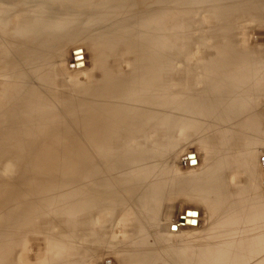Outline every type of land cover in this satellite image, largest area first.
Instances as JSON below:
<instances>
[{"label":"rangeland","instance_id":"1","mask_svg":"<svg viewBox=\"0 0 264 264\" xmlns=\"http://www.w3.org/2000/svg\"><path fill=\"white\" fill-rule=\"evenodd\" d=\"M38 2L40 6L51 4L53 17L67 21L63 27L57 28L56 33L53 32L55 34H52V36L51 33L45 30L42 31L43 36L41 37L42 43L40 44V48H44L45 52L43 53V59L45 58V61H42V64L38 65L35 71H33L34 68L33 70L32 68L30 69L25 63H22V67L24 68L21 69L24 81L26 80L27 85H30L28 88L30 93L27 92L29 95L26 93H24V95H28L27 100L29 101L34 100V98L37 97L36 94H38L36 99L40 101L41 108H45L51 113L52 111L54 112L52 113L53 116L51 115V126L55 127V130L53 131L54 133L49 135L38 147L30 149V151L26 150V152H28V156L26 157L23 156L19 158L21 156L19 154H17L18 157L13 154V157L10 149L6 150L4 145L6 143H3L4 146L0 144V150H2L0 153L6 152V155L3 153L0 154V158L3 156L0 159V189H2L4 184L6 187L7 184L11 182L10 179L14 180L22 175V173L20 174V169H22L24 166L23 164H25V161L24 163L22 161L23 158L25 159L28 157L27 161L29 163L36 162V159H38V163L40 161V163L54 164L59 167L65 166L64 170H62L63 180L68 181L66 184L71 186L67 194L64 195L66 197L64 203L68 204L71 209H69V211H63V209H59L57 206L52 205L53 208H49L50 210L47 209L49 212H47V210L44 212V216L42 215L43 217L40 218L41 222L38 221L37 223L41 229L38 228V231L34 233L40 235V240H37L39 244L34 243V247L30 245L25 246V248L28 249V253H30L28 254L30 255L29 259H32H28L30 264L36 263V259L38 260L36 253L40 254L42 257H47L46 252H49V249L46 247L49 243L53 244L56 242L61 230H64L65 227H74V229L80 233V236L77 235V237H74L72 240L71 252H68L62 260L49 264H138L139 260L147 264H157L155 258L158 253H161L165 262L174 264L175 254L173 251L179 249L188 251H185L186 253H195L193 255H196L195 260L197 264H264L262 261L264 260V242L260 244L258 239L255 238V234L258 233V231L264 233V118H262V116H264V73H260L261 75L259 76L261 80L260 88L263 86L260 90L261 95L255 98V95L252 94L253 90H250L248 95H251L250 99L253 98V100L251 99L246 109L233 108L232 112L222 111L220 112L221 114H219V112L216 114L214 113L216 109L215 105H210V99L215 95L212 92V81L214 76L208 75V69H206L208 66L214 65L219 61L221 54L218 50L220 51L221 49H223L225 53L231 50L232 56L244 53L248 60L246 67L249 72L264 69V0H165L163 5L165 14L164 36L166 40L165 43H167V45L165 44L167 63L166 96L167 99H169L166 105V125L164 128H157L153 124L149 127V129L152 127L149 131L148 128L145 129L140 126L125 125L124 127L123 125L124 129H122V127L119 128L121 134L105 133V135L101 133V135L103 134L101 139H103L100 141L104 145L100 147H97L95 144L96 136L92 133L93 129L96 131L102 128L103 131L106 126L108 127L107 122L103 124V121H106V119L103 120L105 118L104 115L108 114L106 113V111L108 112L107 109L112 111L115 104L114 107H119L115 109V111L121 109L119 97L122 96L118 94L115 97L116 99L113 98L115 103L112 101V98H109L110 96L114 97L112 96L114 95V91L110 92L113 86H111L110 81L107 80L117 76L119 77L120 74V77L127 76L129 75L130 69H132V71L133 69L139 70L141 67L138 66L143 65L140 64L142 63L141 60H135L133 54L135 52L134 55H136L137 48L142 45L140 44L141 40L138 42L142 36L141 32H143V30H140L143 28L139 26L141 25L139 21L144 18L143 16L148 7L147 5L151 3L147 0H39ZM219 2H221V6L217 5ZM116 7H118V12L120 14L118 18H114V16L108 17L106 13L103 14V12L112 11L113 8ZM219 7H221V10H219ZM105 15L107 19H105ZM95 17L99 22L102 20L100 22L101 24L98 20L96 21ZM93 19H95V22L93 21L92 24L91 21ZM113 20L115 21L113 22ZM90 22L92 24L91 26L88 24ZM108 22L109 24H107ZM115 22L118 23V27L122 29L121 31L129 26L132 28L130 32L131 35L129 34L126 37H121L122 44L118 42V44L120 43L119 45L111 39L109 33L113 32L112 28H114ZM114 29L116 30V28ZM144 31L146 32V30ZM105 33L106 35L108 34V37L104 35ZM109 39H111L113 43L111 40L109 41ZM109 42L111 44H109ZM125 42L126 44L123 46ZM137 42L140 46H136L139 45ZM114 44H117L118 49H116L117 46ZM109 45L111 48L108 47ZM130 49H134V51ZM138 49L141 50L142 48ZM225 49H227V51H225ZM125 51L129 53L126 54ZM10 54L15 55L14 53ZM131 55L132 59H130ZM126 57L128 60L125 59ZM132 62H134V64ZM136 62L138 65H136ZM103 64H106L105 67H107V69L104 68ZM131 65L133 68L130 67ZM103 68L106 70H103ZM109 68H112L111 71L115 70V73L111 72ZM37 69L38 71L40 70L39 74ZM25 71L27 72L25 73ZM132 71L130 70V72ZM35 72H37V74H35ZM2 75H4V73L0 70V111L5 109V107L7 108L6 104L9 100L6 98L8 96V91H6V87L8 86L6 81L8 79L6 78L8 76L6 75L7 77H5V75ZM8 75L10 76V74ZM3 79L6 82H4ZM2 82L5 85L2 84ZM104 87H106L105 91L108 94L110 92L109 97L104 91ZM210 88L212 90H210ZM108 89H110V91ZM100 91L103 92L102 95ZM98 92H100V94ZM99 95H101V97ZM259 96L260 99L258 98ZM111 102L113 103L112 105ZM205 104L209 106V108H206L207 112L203 111V106ZM99 112H101L102 116L99 115ZM224 113H226L228 117L229 125L226 127H219V125L222 124L221 120H224L220 115H224ZM239 114L240 116H238ZM91 115L93 116L90 117ZM215 116H217L218 119H216ZM87 118L91 121L93 118L95 121L98 119L99 121L97 122H99V127H97V122V125L94 120L90 123L89 119V121L86 120ZM62 120L63 122H61ZM100 120H102V123ZM86 122L91 125V129L90 125L87 127L88 124H86ZM92 123L96 126H93ZM58 124H60V126H57ZM61 124H64V126H61ZM259 126H261L260 132L254 131V129ZM127 127L130 130L126 129ZM237 127L241 130L236 129ZM139 129L144 130L142 131L144 133L146 130V133L142 134ZM235 129L237 132H235ZM136 130L138 132H135ZM249 132L251 133L249 134ZM110 134H112V136ZM141 134L142 137H139ZM256 134L263 138V144L257 148L259 150L258 155H248V158L243 162H237L234 165L241 167L244 166V163H247V170L242 171L233 168V164L223 166L221 174L226 173L220 178L224 179V181L226 180L228 185L223 186V188L214 189V193L204 192L206 190L205 187H210V184L214 182H220L216 178H213L211 174H208V170H215V172L220 170L221 166L225 165L228 161L226 157L228 154L234 153L240 149L246 153L252 151L254 147L249 145L245 146L240 138L242 135L254 137ZM113 136L117 138L122 137L121 140L126 144H124V149H132L129 152H135V156H133L132 159L130 157L128 159L126 155H120V160L118 157L113 156L121 144L120 142L118 143V141L115 142ZM29 137L25 136L26 141L27 139L28 141L30 140ZM143 138H146V141H144ZM224 139H227V141L225 142ZM110 141L113 142L110 143ZM135 141L138 143L136 144ZM2 142L1 140V143ZM115 143L117 144L116 147L114 146ZM64 144H66V147ZM107 144L108 146L110 145V148L107 147ZM141 145H144V147ZM145 146L148 147L146 148ZM144 148L146 149L144 150ZM63 149L64 151H62ZM112 151L113 153H111ZM142 153L145 155L143 156ZM9 154L12 156H9ZM62 155L64 156L62 157ZM111 155L112 157H109ZM124 157L125 159L127 158V162H125L126 160ZM123 159L124 161L122 162ZM129 160L130 163H128ZM124 162L125 164H123ZM147 163L149 164L147 165ZM129 164H141L146 170V166H148L150 170L154 166L162 165V167H159H167L175 174L173 177L168 178L167 181L169 182L164 184L166 187L158 194L159 198H156L157 200L152 199V202H146L144 204L139 201L134 202V200L132 203H128L126 201H129L130 197L121 186L124 182L123 179L125 177L127 178V176L124 175L126 174L125 170L128 168ZM13 166H15L16 169L13 168V170L9 171ZM121 168L124 170H121ZM110 170L113 172L109 173ZM13 171L15 173H13ZM110 174H112V176ZM13 175L18 177H14ZM13 177L14 179H12ZM122 177L124 178L121 181ZM97 178H102L103 180H98ZM110 178L115 180L113 181ZM116 178L118 179L117 181ZM197 178L200 179L201 188L205 189L199 191V189L196 188V193L193 195L188 193V191H184L182 188L185 183L184 181H192V179ZM89 182L92 186L97 185V187L95 186L92 188L95 191L99 189L102 190L107 184L105 190H107V188L108 190H112L117 187L116 190L119 191V196L121 197V203L119 205L109 206L112 209H109L108 204L107 206L106 204H102L101 206L103 208L101 206L95 208L98 209V211L102 210L100 214L95 210L99 215L105 214L110 217L106 218L107 222L103 224V230L101 231L100 229V235L94 237V240L91 239L92 234L88 231L93 221L90 219V221L87 220L85 216L87 212L84 209L83 201L86 191L85 188ZM106 182L107 184H105ZM114 182L119 183L115 184ZM11 183L12 186L13 181ZM168 188L170 189L168 190ZM9 191L11 192L10 188ZM60 195H58L57 200L62 199ZM229 195H239L238 197L241 195L244 198L259 203L256 205L258 206L256 224H252L251 220L247 218L246 215L250 210L248 208L245 209L243 214V217H245L243 230H238L236 228L232 230V227L227 225L228 221L224 222L228 215V209H226V203L228 201L225 196ZM2 202L0 197V240L4 232H6L5 223H2ZM146 204H151L152 211L145 215L143 206ZM64 206L66 205H61L60 208ZM237 206L235 202L229 205L231 209H235ZM51 212H54V214L57 213V216H53L54 214H51ZM60 212H65V215L67 216L68 214V216L66 217ZM108 212L111 213L109 214ZM124 212L128 214L125 215ZM59 214H63V216L61 215L62 218L59 217ZM48 216L49 218H47ZM69 216L71 217L69 218ZM134 216L137 217L139 221L137 219L136 221L135 218L133 219ZM45 217L47 219H45ZM52 217L56 220L55 222L53 219L50 221ZM134 220L135 223H133ZM152 220L158 221L157 226L161 227L160 229L163 231L164 238L159 245L160 250L155 247L156 238L151 230L150 224ZM186 222L189 224H185ZM183 223L185 226H183ZM82 224H86V227ZM138 224L144 225L145 228L148 229L151 234L150 240L154 244L145 252L143 259L140 253L136 256L126 255L131 251L124 253L127 250L135 249L134 246L131 245L132 243L128 244V242H134L130 240V237L132 236L131 239L136 238V231L140 228ZM43 225L44 227L46 226V229ZM49 227L52 229H49ZM81 232L83 233L81 234ZM46 233H48V235H46ZM43 234L45 236H43ZM30 236L34 237V235ZM127 236L129 239H127ZM45 237L46 239H44ZM114 237L117 238V240ZM36 238H38V235ZM52 239H55L54 242H50ZM157 239H160V236ZM259 246H261L263 250L262 255L256 256L254 255V251ZM37 248L41 250L39 251ZM143 252L144 251H142V253ZM41 253L46 255L43 256ZM132 253L133 252L130 254ZM224 254L231 255V259ZM20 255L21 252L16 253V256H14V264H28L29 262H22L23 260H21ZM248 255L250 260L247 257Z\"/></svg>","mask_w":264,"mask_h":264},{"label":"bare ground","instance_id":"2","mask_svg":"<svg viewBox=\"0 0 264 264\" xmlns=\"http://www.w3.org/2000/svg\"><path fill=\"white\" fill-rule=\"evenodd\" d=\"M38 1L39 0H0V70L2 71V73H4L5 77L8 76L6 78V79H8V80H6L7 84H8V86L6 87L7 88L6 91H8L7 92L8 96L6 98L9 99L7 104H6L7 108L5 107V109L0 111V139L2 138L1 140L3 141L1 143V140H0V144L3 145V143H6L7 145L4 144L6 147V150L10 149L12 155L13 154L21 155L19 158H22L23 156L24 157L28 156V152H26V150L30 151V149H35L36 147H38L40 145V143L43 142L49 135L54 133L53 131L55 130V127L51 126L52 125V116H53L52 113H54V112L52 111V113H51L50 111H47L45 108H44L45 110L41 108L40 101H38L36 99L38 97V94H36L37 97H35L34 100H29V101L27 100V96L29 95L27 92L30 93V91L28 90L30 85H27V82H26V80L24 81V79L22 77L23 75L21 73V69L24 68V67H22L23 66L22 63L23 64L25 63L30 69L32 68V70L34 68L33 71H35L37 66L42 64V61L43 62L45 61L44 60L45 58L43 59V57H44L43 53L45 52L44 48L43 49L40 48V44L42 43L41 37L43 36L42 31L45 30L46 32L51 33V36H52V34L56 33L57 28L63 27L67 23V21L64 19H59V18L53 17V9H52L51 4H45V5L40 6ZM144 1H146V0H144ZM147 1H149V3H151V4L148 3L149 5H147L148 7L145 11V15L143 14L144 18L141 21H139L141 23V25H139V26L143 28L140 30L141 31L143 30V32L140 31L142 36H141V38L139 37L140 39L138 40V42H140V40H141L140 44H142V45H141V47H138V48H142V49L140 50L136 47L137 48V51L135 50L137 52L136 55H134L135 52H134V54L131 52L133 54V57L135 56V60H141L142 63H140L139 61L138 62L140 64H143V65L138 66V67H141L139 70L133 69V71H132V69H130L132 72H130V70H129V75H127V76L120 77L121 76V74H120L119 77L116 75L117 77L111 78L110 80L105 79L107 81H110L111 86H113L112 91H110L111 88L109 86L110 84L108 83L109 84L108 86L110 88L108 90L110 92L114 91V95H112L114 97H111V96L109 97L110 92L108 94L105 91L106 87L103 88L104 91L108 94L107 96L109 98H112V101H113V98L116 99L115 97L118 94H121L120 96H122V97H119V99H120L119 105L121 106L120 107L121 109L115 111V109L119 108V107H117V108L114 107L116 104L113 106L112 111L111 110L109 111V109L105 108L108 110V112L106 111V113H108V114L104 115L105 118L103 117L104 118L103 120L106 119V121H103L104 122L103 124H106V122H107L108 127L104 126L105 128L103 129V131H102V128L100 130H96V131H95V129H93V131H95V132H93L91 130L92 133L95 134V135L94 134L93 135L96 136V138L95 137L94 138L96 139L95 144L97 147L104 145L101 142L103 139V138L101 139V136H103V134H105V133L106 134H108V133L121 134L119 128L122 127V129H124L123 125H124V127H125V125L140 126L141 128H145V129L148 128V131L151 130L152 127L150 129H149V127L152 126L153 124L157 128H164L166 125V122H167V118H166V108L167 107H166V105H167V101L169 99H167V96H166V70H167L166 64L167 63H166V53H165L166 48L165 47H166L167 43H165L166 40H165V36H164L165 35L164 34L165 14H164V5H163L165 0H147ZM220 3L221 2H219L217 5L221 6ZM219 10H221V7H219ZM104 13H106L108 15V17L114 16V18L115 17L118 18V15H120L118 12V7L113 8L112 11L103 12V14ZM122 14H125V13H122ZM98 17H100V16H98ZM99 19H103V18H99ZM105 19H107V16ZM94 20L95 19H93L91 21L92 24H93ZM97 20L98 19L96 18V21ZM101 21L102 20H100V22ZM114 21L115 20H113V22ZM91 22L88 23L90 26L92 25ZM98 22H99V20H98ZM107 24H109V22ZM110 28H111V26H110ZM114 28H116V30ZM114 28H112L113 32H109V31L108 32L110 33L111 39L113 41H115L117 44H118V42L121 43V37H126L129 34L131 35L130 32L132 31V28H130V26L125 28L123 31H121L122 29L119 28L118 23L115 22ZM119 29H120V31H119ZM144 30H146V32ZM53 32H55V33H53ZM45 35H46V33H45ZM104 35H106V33ZM46 37H48V36H46ZM111 39H109V41ZM112 40H111V42L113 43ZM129 43H127V44L130 45ZM109 44H111V43L109 42ZM117 44H114V45L117 46ZM124 44H126V42L123 43V46H125ZM140 44L136 45V46H140ZM112 46H113V44H112ZM108 47H110V45ZM128 48H130V47H128ZM116 49H118V46ZM134 49L133 50L130 49V50L134 51ZM77 50H78V48H77ZM225 51H227V49H225ZM228 51H229L228 53H225L223 49H221L220 51L218 50V52L221 54L219 61L216 64L208 66L206 68V69H208V75L214 76V79L212 81V89L213 90L211 88H210V90H212V92L215 95L212 96V98L210 99V101H211L210 105H212V104L215 105L216 109H215L214 113H216V114H218V112H219V114H221L220 112H222V111L232 112L233 108L246 109L247 106L249 105L251 99L253 100V98L250 99L251 95H248V92L250 90H253L252 94L255 95V98H256L258 95H261L260 90L263 88V86H262V88H260L261 80L259 79L260 78L259 76L261 75L260 73H264V69L260 70V71L254 70V71L249 72L248 68L246 67V65L248 64V60L246 59L245 54L242 53V54H236V56H232V54H231L232 51L231 50H228ZM113 52H114V50H113ZM10 53H12V54L14 53L17 57L15 55H11ZM128 53L126 52V54H128ZM222 55H224V56H222ZM127 57L125 59H127ZM130 59H132V55H131ZM134 62H132V63L134 64ZM49 65H52V64H49ZM105 65H104V68L107 69V67H105ZM132 65L130 67H132ZM136 65H138V63ZM108 67H109V65H108ZM29 68H27V69H29ZM104 68H103V70H106ZM112 68L111 69L109 68V70L111 71ZM27 69H25V70H27ZM37 71H38V69H37ZM39 71H38V74H39ZM110 71H109V73H110ZM114 71H111V72H114ZM26 72L27 71H25V73ZM8 74H10V76ZM35 74H37V72H35ZM4 75H2V76H4ZM110 75H112V74H110ZM112 77H114V76H112ZM263 79H264V76H263ZM3 81H4V79H3ZM6 81H4V82H6ZM102 82H101V85L103 86ZM2 84H4V83L2 82ZM98 89H100V88H98ZM34 92H35V90H34ZM100 92L102 95L103 92L102 91H100ZM100 92H98V93L100 94ZM105 92H104V95H105ZM24 93H26L28 95L25 96ZM4 94H5V92H4ZM101 95H99V96L101 97ZM255 98H254V100H255ZM258 98L260 99V96ZM253 103H255V102H253ZM112 104L113 103L111 102V105ZM205 105L203 106L204 107L203 111L207 112L206 108H209V106H207V105L205 106ZM103 112H105V111H103ZM109 112H112V113H109ZM99 115H101V112H99ZM92 116L93 115H91L90 117H92ZM238 116H240V114ZM64 117H66V116H64ZM95 117H96V115H95ZM98 117H100V116H98ZM220 117L224 120H221L223 125L220 124L219 127H226L227 125H229V121H228V117H227L226 113H224V115H220ZM89 118H87L86 120H88ZM94 118H93V120L95 121ZM215 118L218 119L217 116H215ZM262 118H264V116H262ZM63 120L61 122H63ZM93 120L92 121L90 120V123L93 122ZM97 121H99V120L97 119L95 121V124ZM100 121L102 123V120H100ZM61 122H59V123H61ZM64 124L63 125L61 124V126H64ZM86 124H88V126L87 125L86 126L89 127L90 124L88 122H86ZM97 124H96L97 127H99V122H97ZM96 125L93 124V126H96ZM119 125H121V126H119ZM57 126H60V124H58ZM128 127H130V126H128ZM128 127L126 129H129ZM260 127L261 126L256 127V129H254V131L260 132ZM91 128L92 127L90 125V129ZM245 128H246V126H245ZM96 129H98V128H96ZM134 129H135V127H134ZM236 129H238V127ZM243 129H244V127H243ZM86 130H88V129H86ZM132 130H133V127H132ZM137 130H138V128H137ZM137 130L135 132H138ZM153 130H155V129H153ZM238 130H241V129H238ZM139 131L142 132L144 130L139 129ZM235 132H237V130ZM101 133H103V134L101 135ZM122 133H123V131H122ZM145 133H146V130H145ZM145 133L142 132V134H145ZM250 133L251 132H249V134ZM142 134L139 137H142ZM110 135L112 136V134H110ZM25 136H28V137L30 136L29 137L30 140L28 141V139H27V141H26ZM111 136H110V138H111ZM106 137H105V139H106ZM143 137H145V136H143ZM121 139H122V137L117 138L116 136L113 139L115 142L118 141V143L119 142L121 143L120 147H118L119 149L117 151H115L113 156L118 157L119 160H120V155H122V156L126 155V157L128 156L127 157L128 159H129V157L132 159V157L135 156V152L134 153L129 152L132 149L131 150L124 149L125 148V146H124L125 142H123ZM143 140L146 141V138H143ZM240 140H241V142L244 143L245 146L249 145V146L254 147L253 150L250 151L249 153H246L245 151L240 149L238 151H235L234 153L228 154L226 156L228 158V161L226 162L225 165L221 166L220 170H218L217 172H215V170L213 171L211 169L208 170L209 171L208 174H211L213 176V178H216L220 182H214V183L210 184V187H208V186L205 187L206 190L204 192L214 193L213 192L214 189L223 188V186L228 185V182H226V180L224 181V179L220 178L222 175H224L226 173L225 172V173L221 174L222 167L228 166L229 164L230 165L233 164L232 166H234L237 162H243L245 159L248 158V155H250V156L258 155L259 150L257 148L263 144V138L257 136V134L254 137H247V136L242 135ZM224 141L226 142L227 139L226 140L224 139ZM112 142L110 141V143H112ZM101 143H102V145H101ZM108 143H109V141H108ZM135 143H136V141H135ZM92 144H94V143H92ZM61 145H62V143H61ZM64 145L66 147V144H64ZM91 145H88V146H91ZM116 145L117 144L115 143L114 146L116 147ZM3 146H2V148H3ZM141 146L144 147V145H141ZM107 147L110 148V145L108 146V144H107ZM145 147L147 148L148 146H145ZM58 148L61 149L60 147H58ZM120 148H122V149H120ZM146 148H144V150ZM240 148H243V147H240ZM101 149H103V148H101ZM115 150H116V148H115ZM144 150H142V151H144ZM0 151H2V150H0ZM4 151H5V149H4ZM62 151H64V149ZM1 153L6 155V152L5 153L1 152ZM111 153H113V151ZM10 155L11 154H9V156ZM142 155L144 156L145 154L142 153ZM63 156L64 155H62V157ZM13 157H14V155H13ZM17 157H18V155H17ZM109 157H112V155ZM27 159H28V157L25 159L24 158L22 159L23 163L25 161V164L22 163L24 166L22 167V169H20L21 170L20 174L22 173V175L19 177L13 175L14 177H18L15 179L13 177L12 179H14V180H11L9 178L11 182L13 181V185L11 186L12 183L10 182L7 184L6 187L4 184L2 186V189H0L1 190L0 197H1V200L3 201L2 202V215H3L2 223H5V230H6V232H4V234L0 240V264H14V256H16L17 252L18 253L21 252L20 258H21V260H23L22 262H26V263L29 262L28 264H30L29 260L31 258L29 259L30 255H28L30 253H28V249H26L25 246L30 245L31 247L32 246L34 247L35 246L34 243L39 244V243H37V240L38 241L40 240V238H39L40 235L37 234L38 238H36L37 235L34 233H36L38 231L37 229L40 228L39 225H37V223H38V221H40V218H42L44 216L43 215L44 212L47 209L51 208L52 205L57 206L59 209H63V211H69V209H71V207H69L68 204L64 203L66 201V199H65L66 197L64 195L67 194V191L71 186L69 184H66L68 181L63 180L64 177L62 175V172H63L62 170H64L65 166L59 167V166H56L54 164L51 165V164H45L43 162L40 163V161L38 163V159H36V162H30L29 163L27 161ZM124 159H125V157H124ZM124 159L122 160V162L124 161ZM140 161H142V160H140ZM125 162H127V160ZM125 162L123 164H125ZM138 162H139V160H138ZM128 163H130V160ZM128 163H126V164H128ZM140 163H142V162H140ZM17 164H18V162H17ZM148 164L149 163H147V165ZM246 164L247 163H244V166H241V167L234 166L233 168H237V169H240L242 171H246L247 170ZM143 165H141V164H138V165L129 164L127 169L125 167L126 174L124 176H127V178L126 177L121 178V181L124 178L123 179L124 182L122 183L121 188H123L125 190V192L128 194V196L130 197L129 201H126L128 203L129 202L132 203L134 200V202L139 201L140 203L144 204L146 202H152V199L157 200L156 198H159L158 194L162 190H164L166 187V185L164 186V184L169 182V181H167L168 178L173 177L175 174L173 171H171L167 167L166 168H160V167H162V165L161 166L159 165L160 167L154 166L150 170L148 169V166H146V168H147V170H146ZM15 166H13L11 169H9V171L13 170V168L16 169ZM121 166H122V163H121ZM149 167H150V165H149ZM97 169H99V168H97ZM115 170H117V169H115ZM121 170H124V169L121 168ZM101 171H102V169H101ZM96 172H95V174H96ZM111 172H113V171L110 170L109 173H111ZM13 173H15V172L13 171ZM93 174H94V172H93ZM104 174H106V173H104ZM110 175L112 176V174H110ZM116 175L118 176L117 173H116ZM116 175H114V176H116ZM88 177H90V176H88ZM92 178H93V176H92ZM112 178H114V177H112ZM94 179H96V178H94ZM106 179H108V178H106ZM100 180H103V179L101 178ZM111 180H113V179H111ZM117 180L118 179L116 178V181ZM107 182L105 184H107ZM184 182L185 183L183 184L182 188L184 189V191H188V193H191L192 195L196 193V191H195L196 188H198L199 191H202L205 189V188H201L200 179H198V178L192 179V181L190 180V181H184ZM114 183L116 184L119 182H114ZM114 183H112V184H114ZM107 185H105V188L107 187ZM95 186L97 187V185L92 186L91 183L89 182L87 187L85 188L86 189L85 197L83 198L84 209L87 212V214H85V216L87 217V220L90 219L91 221H93V223L90 224V228H88V231H90L92 234L91 239L100 235V229L102 231L103 230V228H102L103 224L107 222L106 218L110 217L109 215H105V214L99 215L100 211L102 212V210L98 211V209H95V208H98V206H101L102 204H104V205L106 204V206L108 204V207H109L110 205L111 206L116 205V204L119 205L121 203V197L119 196V191L116 190L117 187L112 189V190L111 189L108 190V188H107V190H105V188L103 187V189H104V190L102 189L103 191L100 189L98 191H95L94 189H92ZM118 186H120V185H118ZM9 188H10L11 192L9 191ZM100 188H101V186H100ZM169 189L170 188H168V190ZM73 190H76V189H73ZM165 193H166V191H165ZM76 194H78V193H76ZM58 195H60L62 197V199L57 200ZM238 196L239 195L225 196L227 201H228L227 202L228 204L226 203V209H228V211H227L228 215H227L226 220L224 222L228 221L227 225L231 226L232 230L234 228H236L238 230H243V228H244L243 224L245 223V221H244L245 217H243V214H244V211L246 208L250 209L246 216L249 220H251L252 224H256V216L258 214L257 213L258 206H256V205L259 203L255 202L254 200L244 198L241 195H240V197H238ZM122 201H123V199H122ZM75 202H78V201H75ZM232 202H235L238 205L235 209H231L229 207V205ZM61 205H66V206L60 208ZM80 206H81V204H80ZM110 207H109V209H112ZM99 209H101V208H99ZM95 210H97L99 212V214L97 212H95ZM150 211H152L151 204H146L143 206V212L145 215L148 214ZM47 212H49V211L47 210ZM60 213H63V212H60ZM108 213L110 214L111 212H108ZM51 214H54V212H51ZM63 214L65 215V212ZM63 214H61V215L63 216ZM127 214L128 213H125V215H127ZM55 215L57 216V213L54 214L53 216H55ZM61 215L59 217L62 218ZM49 216L47 218H49ZM67 216H68V214H67ZM113 216H115V215H113ZM117 216H115V217H117ZM70 217L71 216H69V218ZM47 218L45 217V219H47ZM95 218H97L98 220ZM134 218H135V220L136 219L138 220L137 217L134 216L133 219ZM51 219H53V217L50 218V221H51ZM59 220H60V218H59ZM135 220L133 223H135ZM43 221H44V219H43ZM55 221L56 220H54V222ZM61 221H62V219H61ZM157 222L158 221H156V220H152L150 224H151V230L155 234V238H156L155 239V243H156L155 247L160 250L159 245L162 243L164 235H163V231L160 229L161 227L157 226V224H158ZM84 223H86V222H84ZM130 223H132V222H130ZM41 224H43V223H41ZM87 224H88V222H87ZM185 224H189V223L186 222ZM185 224L183 226H185ZM82 225L85 226L86 224H82ZM50 226H51V224H50ZM54 226H56V225H54ZM138 226H140V228L138 231H136L137 232L136 233L137 236L135 235L136 238L134 237L135 239H131L132 236L130 237V240H133L134 242H131L128 240L129 241L128 244L132 243L131 245H133L135 249L134 250H127L124 253H127L128 251L133 252L132 254H130L131 252L129 254L127 253L126 254L127 256H129V255L130 256H136V255H139V253H140L142 255V259H143L145 252L152 246L153 243L150 240L151 234L148 231V229L145 228L144 225L138 224ZM43 227H44V225H43ZM44 228L46 229V226ZM50 228L51 227H49V229ZM46 231H44V232H46ZM50 233H52V232H50ZM82 233L83 232H81V234ZM79 234L80 233H78V231H76V229H74V227H72V228L71 227L70 228L65 227L64 230H61L60 235L56 239V242L53 244L49 243V245L46 247L47 249H49V252H50V253L48 251H47L48 253L46 252L47 257H42V256H40V254L36 253L37 254L36 257L38 258V260L36 259V263L37 264L38 263L39 264H49L51 262L54 263L55 261L57 262L59 260H62L68 254V252L72 251V249H70V248H72L71 247L72 240L74 239V237H77V235H79ZM88 234H89V232H88ZM30 235H34V237H32ZM46 235H48V233H46ZM93 235H95V236H93ZM43 236H45V235L43 234ZM79 236H78V238H79ZM159 236H160V239H157ZM85 237H88V236H85ZM240 237H243V236H240ZM51 238H53V237H51ZM124 238H122V239H124ZM255 238L258 239V242H260V244L263 243L264 242V233L258 231V233L255 234ZM44 239H46V237ZM115 239L117 240V238H115ZM127 239H129L128 236H127ZM52 240H50V242H54L55 239L53 241ZM104 241H106V240H104ZM125 242H127V241H125ZM46 244H48V243H46ZM38 250L40 251L41 249L39 248ZM142 251H144V252L142 253ZM185 251L186 250H184V249L174 250L173 252L175 255L174 254L173 255H174L175 261H173V263L174 264H197L196 260H195L196 255H193L195 253H190V252L186 253L188 251H186V252ZM262 251L263 250H262L261 246H259L254 251V255L261 256ZM41 254H43V253H41ZM46 254H43V256ZM224 255L228 256V258L231 259V257H230L231 255H226V254H224ZM247 257L250 260L249 255ZM156 260H157V264H168L167 262H165L164 257L161 255V253L157 254L155 261ZM262 261L264 262V260H262ZM19 262H21V261H19ZM36 263H33V264H36ZM60 264H63V263H60ZM138 264H147V263H144V261L139 260Z\"/></svg>","mask_w":264,"mask_h":264}]
</instances>
